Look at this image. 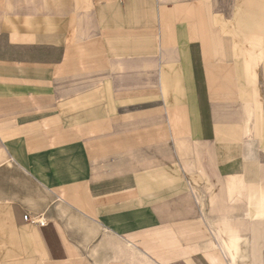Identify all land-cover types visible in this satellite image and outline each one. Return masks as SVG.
Masks as SVG:
<instances>
[{
    "label": "crops",
    "instance_id": "obj_1",
    "mask_svg": "<svg viewBox=\"0 0 264 264\" xmlns=\"http://www.w3.org/2000/svg\"><path fill=\"white\" fill-rule=\"evenodd\" d=\"M0 264H264V0H0Z\"/></svg>",
    "mask_w": 264,
    "mask_h": 264
},
{
    "label": "built area",
    "instance_id": "obj_2",
    "mask_svg": "<svg viewBox=\"0 0 264 264\" xmlns=\"http://www.w3.org/2000/svg\"><path fill=\"white\" fill-rule=\"evenodd\" d=\"M34 223H41L40 220H35Z\"/></svg>",
    "mask_w": 264,
    "mask_h": 264
}]
</instances>
